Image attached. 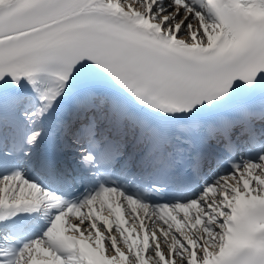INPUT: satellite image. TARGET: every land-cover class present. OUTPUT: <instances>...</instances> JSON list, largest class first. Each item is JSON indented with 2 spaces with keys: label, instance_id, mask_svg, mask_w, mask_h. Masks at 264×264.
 Instances as JSON below:
<instances>
[{
  "label": "snow or ice",
  "instance_id": "6c2138e0",
  "mask_svg": "<svg viewBox=\"0 0 264 264\" xmlns=\"http://www.w3.org/2000/svg\"><path fill=\"white\" fill-rule=\"evenodd\" d=\"M0 264H264V0H0Z\"/></svg>",
  "mask_w": 264,
  "mask_h": 264
}]
</instances>
